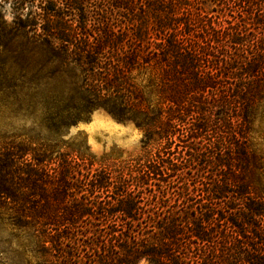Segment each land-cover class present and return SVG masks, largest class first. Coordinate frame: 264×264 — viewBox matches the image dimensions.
<instances>
[{
    "label": "trees",
    "instance_id": "obj_1",
    "mask_svg": "<svg viewBox=\"0 0 264 264\" xmlns=\"http://www.w3.org/2000/svg\"><path fill=\"white\" fill-rule=\"evenodd\" d=\"M0 230L37 264H264L245 144L264 98V0H0ZM101 108L143 135L98 156L62 134Z\"/></svg>",
    "mask_w": 264,
    "mask_h": 264
},
{
    "label": "rangeland",
    "instance_id": "obj_2",
    "mask_svg": "<svg viewBox=\"0 0 264 264\" xmlns=\"http://www.w3.org/2000/svg\"><path fill=\"white\" fill-rule=\"evenodd\" d=\"M0 10L10 19L8 5ZM10 105L0 103V132L18 135H34L40 126L33 115L23 112L15 113ZM42 130V129H41ZM143 133L131 121L118 122L105 110L98 108L91 111L86 120H80L63 134L64 140L84 139L90 151L98 156L115 150L124 155L137 154L140 151V140ZM249 150L258 159L257 169L260 183L264 186V98L254 107L250 130L244 139ZM9 227L0 230V264H37L35 255L28 249L21 237L14 236ZM140 264H147L142 261Z\"/></svg>",
    "mask_w": 264,
    "mask_h": 264
}]
</instances>
